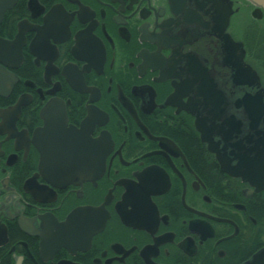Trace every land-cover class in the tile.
<instances>
[{
    "label": "flooded vegetation",
    "instance_id": "flooded-vegetation-1",
    "mask_svg": "<svg viewBox=\"0 0 264 264\" xmlns=\"http://www.w3.org/2000/svg\"><path fill=\"white\" fill-rule=\"evenodd\" d=\"M214 7L264 86L249 0H0V264H246L264 249V190L222 171L183 108L189 68L237 94Z\"/></svg>",
    "mask_w": 264,
    "mask_h": 264
},
{
    "label": "water",
    "instance_id": "water-1",
    "mask_svg": "<svg viewBox=\"0 0 264 264\" xmlns=\"http://www.w3.org/2000/svg\"><path fill=\"white\" fill-rule=\"evenodd\" d=\"M249 1L256 5L253 15L258 18L255 13L264 10V0ZM213 10L217 13L225 10L224 14L213 15L217 17L220 36L229 39V55L225 56V62L231 69V81L237 94L226 92L205 68H189L186 73L189 85L186 84L185 88L192 96L183 108L195 118V128L202 142L216 155L222 171L248 182L257 191H263L264 87L258 73L244 62L242 44L222 34V28L228 22L229 9L214 7ZM187 19L191 20L186 16ZM192 19L195 23L198 16ZM67 234L74 235L71 231ZM246 264H264V249Z\"/></svg>",
    "mask_w": 264,
    "mask_h": 264
},
{
    "label": "rangeland",
    "instance_id": "rangeland-1",
    "mask_svg": "<svg viewBox=\"0 0 264 264\" xmlns=\"http://www.w3.org/2000/svg\"><path fill=\"white\" fill-rule=\"evenodd\" d=\"M250 26H251V28H250V30H251V43H252V45H255V44H256V41L258 40L259 37H260V39H264V38H263L262 35H260V33H259V32L262 33L261 29L258 30V31H256V32H254L256 26H258L257 24H255V23H253V22L251 21ZM260 27H261V26H260ZM258 28H259V27H258Z\"/></svg>",
    "mask_w": 264,
    "mask_h": 264
},
{
    "label": "trees",
    "instance_id": "trees-1",
    "mask_svg": "<svg viewBox=\"0 0 264 264\" xmlns=\"http://www.w3.org/2000/svg\"><path fill=\"white\" fill-rule=\"evenodd\" d=\"M189 144H192V142H188Z\"/></svg>",
    "mask_w": 264,
    "mask_h": 264
},
{
    "label": "bare ground",
    "instance_id": "bare-ground-1",
    "mask_svg": "<svg viewBox=\"0 0 264 264\" xmlns=\"http://www.w3.org/2000/svg\"><path fill=\"white\" fill-rule=\"evenodd\" d=\"M264 87V86H263Z\"/></svg>",
    "mask_w": 264,
    "mask_h": 264
}]
</instances>
